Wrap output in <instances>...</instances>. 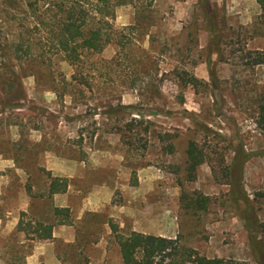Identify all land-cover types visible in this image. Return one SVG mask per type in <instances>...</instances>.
Wrapping results in <instances>:
<instances>
[{
    "label": "rangeland",
    "instance_id": "obj_1",
    "mask_svg": "<svg viewBox=\"0 0 264 264\" xmlns=\"http://www.w3.org/2000/svg\"><path fill=\"white\" fill-rule=\"evenodd\" d=\"M194 2L159 0L161 20L148 29L153 38L124 31L126 49L110 44L86 56L78 80L57 57L17 62L20 89L0 75V264H27L33 246L47 243L58 264H122L110 224L121 235L177 239L205 259L256 264L229 201L226 168L241 146L249 155L241 187L264 243V134L256 125L264 29L254 24V0H211L223 25L220 54L208 67L207 34L199 31L195 45L182 32ZM113 23L131 26L134 9H117ZM182 72L199 81L195 88L182 86ZM199 125L209 132H198ZM190 140L208 158L192 180L185 171ZM47 172L66 181L72 245L35 238L33 223L62 218L53 215L61 202L48 198ZM182 191L205 198V207L183 208ZM20 213L27 237L16 229Z\"/></svg>",
    "mask_w": 264,
    "mask_h": 264
},
{
    "label": "trees",
    "instance_id": "obj_2",
    "mask_svg": "<svg viewBox=\"0 0 264 264\" xmlns=\"http://www.w3.org/2000/svg\"><path fill=\"white\" fill-rule=\"evenodd\" d=\"M254 1L259 7L254 24L264 29V0ZM158 4L159 0H0V75L7 76L5 83L10 89H20V79L15 69L17 62L32 61L38 57L40 61L49 64L52 57H57L74 69L72 80H78L79 70L86 56L98 54L110 44L118 45L121 50L126 49L130 39L124 31H137V38L147 35L153 38L148 29L157 26L161 20ZM125 6L134 9V23L119 30L113 23L115 13L117 9ZM222 25L223 15L218 14L211 0H195L191 19L182 28L184 37L195 45L199 31L207 34L208 67L210 57L220 54ZM260 63L262 56L254 62ZM181 74L184 82L182 86L190 85L195 88L199 83L194 76L185 72L179 73L180 76ZM209 76L212 77L211 72ZM256 125L264 134V96L258 105ZM197 131L201 134L209 132L204 125H199ZM248 158L249 155L241 146L234 149L232 163L226 168V176L231 184L229 201L244 222L253 260L256 264H264V243L258 238L259 225L240 182L241 170ZM207 160L206 153L194 140H190L185 160V171L189 180L193 179L197 167ZM47 175L48 198L66 191L65 180L52 177L49 172ZM27 190L29 193L30 189ZM181 202L183 208L192 211L203 209L206 205L205 198L193 195L188 198L184 191L181 193ZM53 215L62 218L48 225L33 223L37 240L51 239L55 224H70L68 208L54 207ZM22 216L24 213H20L16 228L27 237L29 233L22 227ZM110 229L115 237L122 264H186L191 261L201 264H237L217 258L199 257L192 249L180 245L177 239L134 231L121 235L113 224H110Z\"/></svg>",
    "mask_w": 264,
    "mask_h": 264
},
{
    "label": "crops",
    "instance_id": "obj_3",
    "mask_svg": "<svg viewBox=\"0 0 264 264\" xmlns=\"http://www.w3.org/2000/svg\"><path fill=\"white\" fill-rule=\"evenodd\" d=\"M258 9H259V7H258ZM67 193H68V191L66 190L64 193L54 194V200L58 196V199L61 202L60 204H56L55 207H57V208H68L69 209V205H68V202L66 201L67 199L65 196ZM69 219H70V216H69ZM17 223L18 222L16 221L15 225ZM51 237L52 238L49 240H54V239L60 240L65 244L72 245L76 241V231H75L74 226L71 224V221H70V224H65V225H56L55 224L52 228V231H51ZM49 240H45V241H49ZM38 245H40V244H38ZM38 245L37 244L34 245L32 248V252L25 257V261L27 262V264H35L37 261H44V264H58V259L56 258V254L53 252V249L51 247L52 246L51 243H47L44 246V250L41 249V247H39Z\"/></svg>",
    "mask_w": 264,
    "mask_h": 264
}]
</instances>
